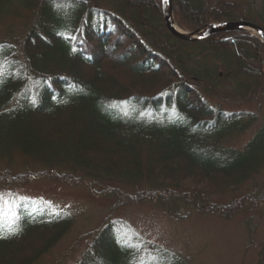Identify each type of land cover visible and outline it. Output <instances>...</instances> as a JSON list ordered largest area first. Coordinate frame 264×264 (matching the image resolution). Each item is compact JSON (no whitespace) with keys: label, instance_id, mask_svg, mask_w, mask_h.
<instances>
[{"label":"trees","instance_id":"16d2710c","mask_svg":"<svg viewBox=\"0 0 264 264\" xmlns=\"http://www.w3.org/2000/svg\"><path fill=\"white\" fill-rule=\"evenodd\" d=\"M243 1L173 0L174 18L190 32L240 20L264 27V0ZM10 16L20 27L0 40V189L40 179L113 197L78 264H185L114 217L120 209L229 220L264 202V181L234 201L210 198L264 178L257 36L177 39L162 0H0V19ZM15 205L16 219L0 227V264H42L75 216L42 202Z\"/></svg>","mask_w":264,"mask_h":264},{"label":"rangeland","instance_id":"374dc122","mask_svg":"<svg viewBox=\"0 0 264 264\" xmlns=\"http://www.w3.org/2000/svg\"><path fill=\"white\" fill-rule=\"evenodd\" d=\"M211 1L214 4L219 1L244 2ZM25 15L28 16V13ZM210 25H204L201 30ZM10 26H16L14 29L18 31L20 21L12 16L0 19V40L8 38L7 28ZM225 107L231 111L257 109L251 104H228ZM246 141L247 138H243L236 146L243 147ZM263 181V175H258L239 192L211 195L210 198L217 203L234 201L245 196L255 183ZM0 193L4 194L5 199L13 198L14 203L42 202L43 206L64 210L75 216L72 232L43 258L42 264H78L93 243V237L86 235L101 227L116 201L113 197L94 196L83 186L70 187L40 179L23 187L0 189ZM114 217L126 221L144 240L177 255L185 264H264L263 201L256 207H245L229 220L194 213L184 221H177L161 209L148 205L120 209Z\"/></svg>","mask_w":264,"mask_h":264},{"label":"water","instance_id":"95a60500","mask_svg":"<svg viewBox=\"0 0 264 264\" xmlns=\"http://www.w3.org/2000/svg\"><path fill=\"white\" fill-rule=\"evenodd\" d=\"M163 3V19L164 23L168 29V31L177 39L183 41H201L207 40L208 38L217 35L219 33H226L232 31H254L260 36L261 41L264 43V28L259 26L256 23L249 21H235V22H227L223 24L214 25L207 32L202 34L201 36H196V33H186L184 31H179L176 29V25L174 23L173 18V0H167Z\"/></svg>","mask_w":264,"mask_h":264},{"label":"snow or ice","instance_id":"6c2138e0","mask_svg":"<svg viewBox=\"0 0 264 264\" xmlns=\"http://www.w3.org/2000/svg\"><path fill=\"white\" fill-rule=\"evenodd\" d=\"M166 3L167 0H164ZM3 75V64L0 62V76ZM16 205L14 203L13 198L5 199L4 194L0 193V227L3 226V221L5 219H12L13 221L16 219L15 215ZM139 264H146L144 260H140ZM147 264H151V262H147Z\"/></svg>","mask_w":264,"mask_h":264},{"label":"bare ground","instance_id":"6f19581e","mask_svg":"<svg viewBox=\"0 0 264 264\" xmlns=\"http://www.w3.org/2000/svg\"><path fill=\"white\" fill-rule=\"evenodd\" d=\"M210 28H208V27L207 28H204L203 30H201L198 33H196V36H201L202 34H204L205 32H207ZM176 29L179 30V31H182L177 25H176Z\"/></svg>","mask_w":264,"mask_h":264}]
</instances>
